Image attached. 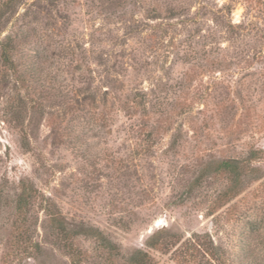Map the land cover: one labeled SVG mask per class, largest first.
I'll use <instances>...</instances> for the list:
<instances>
[{
	"label": "rangeland",
	"instance_id": "rangeland-1",
	"mask_svg": "<svg viewBox=\"0 0 264 264\" xmlns=\"http://www.w3.org/2000/svg\"><path fill=\"white\" fill-rule=\"evenodd\" d=\"M161 228L264 264V0H0V264H174Z\"/></svg>",
	"mask_w": 264,
	"mask_h": 264
},
{
	"label": "trees",
	"instance_id": "trees-1",
	"mask_svg": "<svg viewBox=\"0 0 264 264\" xmlns=\"http://www.w3.org/2000/svg\"><path fill=\"white\" fill-rule=\"evenodd\" d=\"M8 48L4 47L2 50V58L5 61L9 60ZM253 159V156L248 158ZM248 170V165L245 162L239 160H221L214 167L216 173L226 174L230 179V186L227 188L226 196H232L236 193L241 177ZM29 193V192H28ZM27 191L22 189L17 197L16 205L17 210H23L26 207ZM58 233L63 234L64 237L79 236L88 234L87 230H69L66 228L63 221L56 219L55 224ZM68 235V236H67ZM98 239L100 245L108 252L107 261L108 264H115V259L119 256L115 251V246L109 240L101 236L100 234H93ZM144 245L151 250L166 249L171 246V254L173 256L174 264H191L192 262H198V264H226L224 258L218 253L217 248L208 239V236H191L189 239L180 243V246L176 247V242L166 240V230L161 228L153 231L145 240ZM24 253V252H23ZM190 253V254H189ZM125 264H155L153 257L141 249L133 251L128 256L123 257ZM70 264H80V259L76 256H72Z\"/></svg>",
	"mask_w": 264,
	"mask_h": 264
}]
</instances>
